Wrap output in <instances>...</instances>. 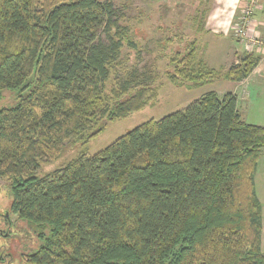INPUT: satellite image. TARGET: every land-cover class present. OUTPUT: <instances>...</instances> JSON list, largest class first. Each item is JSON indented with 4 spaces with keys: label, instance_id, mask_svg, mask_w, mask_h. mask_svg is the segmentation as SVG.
<instances>
[{
    "label": "trees",
    "instance_id": "16d2710c",
    "mask_svg": "<svg viewBox=\"0 0 264 264\" xmlns=\"http://www.w3.org/2000/svg\"><path fill=\"white\" fill-rule=\"evenodd\" d=\"M207 1L185 49L164 54L176 86L240 81L260 62L248 50L226 69L210 65ZM126 17L114 0H0V176L17 214L3 231L37 241L31 264H264V125L244 119L234 92L209 90L88 154L100 119L159 97L161 84L123 71L125 48L142 52ZM10 94L15 105L2 104ZM68 141L81 154L39 175Z\"/></svg>",
    "mask_w": 264,
    "mask_h": 264
},
{
    "label": "rangeland",
    "instance_id": "374dc122",
    "mask_svg": "<svg viewBox=\"0 0 264 264\" xmlns=\"http://www.w3.org/2000/svg\"><path fill=\"white\" fill-rule=\"evenodd\" d=\"M242 0H225L223 6L218 10L222 15L221 25H214L213 29L206 34L202 41L207 43L205 46V57L210 65L218 69H226L235 59L232 55L225 57L219 56L229 49V45L240 46L236 42L234 34V25L240 17L244 5H239ZM116 5L126 13L124 24H129L134 28L136 39L142 46L141 54H137L125 48L124 70H136L145 79H153L155 83L161 84V89L157 101L153 105L130 114L127 117L115 121L107 120L103 117L98 121L95 127L105 125V129L88 143V154L93 155L100 149L111 143L117 137L126 133L130 129L150 118H161L171 112L185 108L192 101L199 98L203 93L209 90L219 91L223 94L229 91L232 86L230 80L221 79L213 83H207L195 89H186L174 85L166 75L168 68V59L166 55L174 50H184L186 43L196 34L191 15H196L197 4L199 0H114ZM214 0H208L203 7L213 8ZM226 19V14L232 11ZM256 11V15H257ZM210 11H208L205 20H209ZM208 16V17H207ZM184 32L185 35L182 34ZM183 35L179 38L177 35ZM173 36L175 41H167V37ZM236 38V39H235ZM141 78V77H140ZM113 81V80H112ZM8 105H15L16 100L8 95ZM82 144H75L68 141L58 159L51 161H42L38 170L39 175L59 168L69 160L81 154ZM12 200L11 187L6 177L0 176V264H31L29 263L28 252L31 248L38 246L37 241L32 240L28 235L13 226L3 231L2 224L5 220L14 222L17 214L10 212ZM9 218V219H8Z\"/></svg>",
    "mask_w": 264,
    "mask_h": 264
},
{
    "label": "crops",
    "instance_id": "0c3cea01",
    "mask_svg": "<svg viewBox=\"0 0 264 264\" xmlns=\"http://www.w3.org/2000/svg\"><path fill=\"white\" fill-rule=\"evenodd\" d=\"M222 1L225 0H214L212 5L213 8H209V20L204 21V26L206 29H208V31H206L201 38L208 34L210 30H214V25H221V23L223 24V22H221V18L223 16L218 13V10L223 6ZM247 1L248 0H242L240 1L239 5L242 6L246 4ZM258 1L259 8L256 10L258 12L257 15L255 13V18L257 20V29L259 30L261 38L264 41V0ZM235 7L237 6L234 5L233 9H231L232 11L226 14V19H228L230 14L235 12ZM233 42L229 45V49L223 53L219 52L218 54L219 56L223 54L225 57L232 55L231 59H235V62H237L240 57L249 49L238 38L236 39V42H238L240 46L234 45ZM258 54L261 55V59L258 65L253 69L252 73L240 81L230 80L232 86L230 87L231 89L229 91L234 92L237 95L238 108L242 112V115L246 121L264 125V51L258 52ZM255 182L257 194L260 201L262 202L263 208L262 248L264 250V151L258 162Z\"/></svg>",
    "mask_w": 264,
    "mask_h": 264
},
{
    "label": "built area",
    "instance_id": "2783aa9c",
    "mask_svg": "<svg viewBox=\"0 0 264 264\" xmlns=\"http://www.w3.org/2000/svg\"><path fill=\"white\" fill-rule=\"evenodd\" d=\"M259 8L258 0H248L244 4L241 15L234 25V34L250 51H264V41L257 29L255 12Z\"/></svg>",
    "mask_w": 264,
    "mask_h": 264
}]
</instances>
